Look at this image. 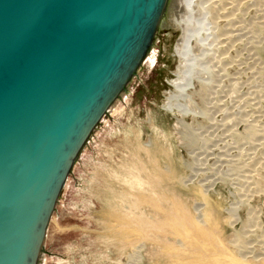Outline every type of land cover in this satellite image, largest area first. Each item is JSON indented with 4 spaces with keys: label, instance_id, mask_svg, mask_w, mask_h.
Listing matches in <instances>:
<instances>
[{
    "label": "rangeland",
    "instance_id": "1",
    "mask_svg": "<svg viewBox=\"0 0 264 264\" xmlns=\"http://www.w3.org/2000/svg\"><path fill=\"white\" fill-rule=\"evenodd\" d=\"M195 4L210 33L206 81L188 90L201 112L164 107L172 12L76 159L40 264H264V0Z\"/></svg>",
    "mask_w": 264,
    "mask_h": 264
},
{
    "label": "water",
    "instance_id": "2",
    "mask_svg": "<svg viewBox=\"0 0 264 264\" xmlns=\"http://www.w3.org/2000/svg\"><path fill=\"white\" fill-rule=\"evenodd\" d=\"M169 0H0V264H40L73 165Z\"/></svg>",
    "mask_w": 264,
    "mask_h": 264
},
{
    "label": "bare ground",
    "instance_id": "3",
    "mask_svg": "<svg viewBox=\"0 0 264 264\" xmlns=\"http://www.w3.org/2000/svg\"><path fill=\"white\" fill-rule=\"evenodd\" d=\"M196 2L197 0H169L171 5L168 9H166L165 15L163 16V22L167 25L168 22L166 18L173 12L176 16L174 19L181 28V36L179 37L175 50L176 55L179 58V65L175 74L176 78L172 81L174 91L170 92L167 96L164 107L170 112L177 111L182 116L200 111L192 108L195 103H192L191 101L193 97H191L190 94L192 93H188L191 91L190 89H194L196 82H199L202 85V83L206 81V77L203 78L201 75L204 73L203 70L207 67V65L204 64L205 60L203 61V58L208 52L207 50H209L205 46L208 44L207 42L209 40L210 33L207 31V26H205L203 28L204 32L201 34V26H198V24L202 23L203 19L205 20L204 16L207 15L206 13H203V15L201 14L202 17L199 19L196 27H194L193 16L196 14L194 10ZM220 16L226 17L225 14ZM167 19L169 20V18ZM194 41L195 45L193 44ZM223 41H226L225 37H223ZM199 58H201L202 61L196 64V61ZM185 100L188 102L186 103ZM112 106H114V104ZM182 120L183 119L180 120V123L183 125L184 122ZM213 182L214 181L210 182V185ZM233 216L237 219L236 214H233Z\"/></svg>",
    "mask_w": 264,
    "mask_h": 264
}]
</instances>
